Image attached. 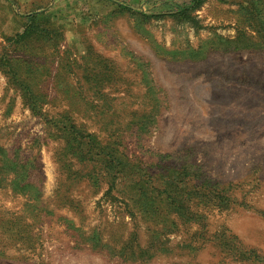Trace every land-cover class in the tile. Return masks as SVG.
<instances>
[{"label": "rangeland", "instance_id": "obj_1", "mask_svg": "<svg viewBox=\"0 0 264 264\" xmlns=\"http://www.w3.org/2000/svg\"><path fill=\"white\" fill-rule=\"evenodd\" d=\"M0 264H264V0H0Z\"/></svg>", "mask_w": 264, "mask_h": 264}]
</instances>
